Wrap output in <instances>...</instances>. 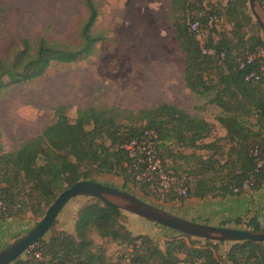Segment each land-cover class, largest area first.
I'll return each instance as SVG.
<instances>
[{
    "label": "trees",
    "instance_id": "obj_1",
    "mask_svg": "<svg viewBox=\"0 0 264 264\" xmlns=\"http://www.w3.org/2000/svg\"><path fill=\"white\" fill-rule=\"evenodd\" d=\"M260 2L264 7V0ZM83 4L87 17L78 28L77 45L44 37H23L7 59L0 56V97L12 86L43 77L54 64H73L94 53L104 37L93 32L98 18L94 1L84 0ZM212 4L211 0H171L172 29L184 57V85L205 99L207 105L220 110L216 121L225 130V136L204 143L211 134L207 121L169 104L135 112L89 107L79 109L74 122L66 116V107L56 106L54 121L14 152H4L0 130V201L4 208L1 218H16L25 211L44 216L58 197L56 194L77 182L94 181L92 175L120 176L124 182L137 185L144 196L157 195V200L166 203L237 196L249 185L251 191L263 186L264 75L260 68L264 60L246 64V57L264 47V38L256 21L253 22L248 0H225L224 15L231 30L219 33L216 40L209 39L203 46L198 35L201 25L217 18ZM193 12L200 16L186 24V14ZM193 22L199 24L198 32L190 30ZM247 27L252 29L249 36L245 34ZM203 48L212 49L214 55L203 54ZM251 74L259 79L248 78ZM142 123L144 126L139 128ZM150 129L159 136L156 157L162 158L164 171L174 179L167 191H161L154 182L132 179L125 146ZM216 142L228 147L224 156L219 153L224 162L211 155L197 158L192 166L186 159L188 169L179 171L164 165L175 157L172 146L190 151H221ZM181 189L186 190L185 198L179 193ZM92 199V203L78 210L73 235L59 232L49 240L41 239L32 247L33 251H28L29 256L12 264H264V243H231L220 254L219 247L224 243L177 232L163 247L147 236L133 237L120 223V210ZM232 222L228 224L235 229L264 231L256 217L236 218ZM92 231L124 248L126 253L109 258L102 248L95 246L90 238Z\"/></svg>",
    "mask_w": 264,
    "mask_h": 264
},
{
    "label": "rangeland",
    "instance_id": "obj_2",
    "mask_svg": "<svg viewBox=\"0 0 264 264\" xmlns=\"http://www.w3.org/2000/svg\"><path fill=\"white\" fill-rule=\"evenodd\" d=\"M83 1L0 0V56L7 59L23 37L31 40L44 37L49 41L77 45L78 28L87 17ZM93 1L98 11L93 32L104 37L94 53L73 64H54L43 77L21 86H12L0 97V130L4 152H14L40 135L54 121L53 109L56 106L66 107V116L74 122L77 111L89 107L135 112L169 104L207 121L211 134L204 143H213L222 138L219 137L220 125L216 121L220 110L207 105L205 99L199 98L184 85V57L174 39L171 0ZM211 3L217 18L212 23L208 20V25H201L198 35L203 46L209 39L216 40L219 33L231 30V24L224 15L225 0H211ZM195 8L198 6L195 5ZM196 13L186 14V24L189 19L200 16ZM245 32L249 36L252 29L247 27ZM143 126L144 123L139 128ZM215 146L221 147V151H190L179 145L172 146L175 157L165 161L164 165L179 171L188 169L186 159L192 166L196 165L197 158L211 155L224 162V157L219 153L222 152L224 156L228 147L223 142H216ZM91 179L131 193L176 217L182 218L184 215L180 206L182 202L166 203L157 200V195L144 196L137 185L124 182L120 176L101 174L92 175ZM250 188L251 185L247 187L252 190ZM181 197L185 198L183 195ZM92 202V198L84 196L68 201L42 239L49 240L59 232L73 235L72 226L78 210ZM42 217L27 211L16 218L3 219L0 216V250L27 233ZM120 223L133 237L147 236L161 247L165 241L178 235L173 230L123 211ZM261 226L264 228V217ZM90 238L109 258L126 253L124 248L99 237L94 231L90 233ZM230 245H221L219 253L224 254ZM30 249L27 251H33L32 247ZM30 254L25 252L20 258Z\"/></svg>",
    "mask_w": 264,
    "mask_h": 264
},
{
    "label": "water",
    "instance_id": "obj_3",
    "mask_svg": "<svg viewBox=\"0 0 264 264\" xmlns=\"http://www.w3.org/2000/svg\"><path fill=\"white\" fill-rule=\"evenodd\" d=\"M248 2L250 13L264 37V7L260 0H248ZM78 196L98 199L120 211L188 237L215 243L245 241L264 243V231L252 232L188 221L149 204L131 193L95 181H80L62 191L46 210L44 216L27 233L0 250V264L14 263L23 253L37 244L49 231L65 204Z\"/></svg>",
    "mask_w": 264,
    "mask_h": 264
},
{
    "label": "crops",
    "instance_id": "obj_4",
    "mask_svg": "<svg viewBox=\"0 0 264 264\" xmlns=\"http://www.w3.org/2000/svg\"><path fill=\"white\" fill-rule=\"evenodd\" d=\"M220 127V126H219ZM220 136H225V130L220 127ZM183 219L209 226L233 227L228 224L236 218L256 217L261 224L264 217V184L257 191L245 189L237 196L217 198H187L181 205ZM74 223V222H73ZM233 223V222H232ZM73 227V226H72Z\"/></svg>",
    "mask_w": 264,
    "mask_h": 264
},
{
    "label": "built area",
    "instance_id": "obj_5",
    "mask_svg": "<svg viewBox=\"0 0 264 264\" xmlns=\"http://www.w3.org/2000/svg\"><path fill=\"white\" fill-rule=\"evenodd\" d=\"M215 20V18H211L210 23ZM190 30L198 32L199 24L197 22L191 23ZM202 52L206 55H214L212 49L206 50L203 48ZM257 59L264 60V47L258 49L254 53L248 54L246 57V64H250ZM260 73L264 75V64L260 68ZM248 78L258 80L259 76H253V74H251ZM158 141L159 136L155 130H145L140 139L131 140L126 144L125 151L130 160V169L134 181L146 183L154 182L161 191H167L172 186L174 179L164 171L160 159L156 157ZM180 194L185 196L186 190L181 189ZM3 211L4 208L0 201V215ZM26 252L28 253V251ZM36 257L38 258V255H36Z\"/></svg>",
    "mask_w": 264,
    "mask_h": 264
}]
</instances>
